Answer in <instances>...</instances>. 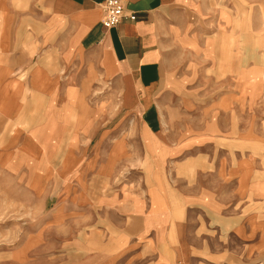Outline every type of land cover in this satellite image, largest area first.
<instances>
[{"label":"crops","instance_id":"obj_1","mask_svg":"<svg viewBox=\"0 0 264 264\" xmlns=\"http://www.w3.org/2000/svg\"><path fill=\"white\" fill-rule=\"evenodd\" d=\"M103 1L0 0V111L13 118L25 95L35 98L30 132L47 138L43 155L72 125L75 140L64 143L57 168L80 193L57 218L88 214L96 221L81 249L89 253L86 264H219L204 255L203 240L187 238L204 232L264 247L257 202L264 198V132H256L255 100L247 102L245 128L240 104L234 126L220 129L233 145L219 142L216 165L203 152L213 132L167 129L176 122L167 108L177 87L171 46L187 40L196 20L198 27L211 19L223 29L239 25L236 14L253 13L257 0H122L136 19L112 28L102 23ZM260 69L252 53L241 70L257 80L252 97L264 90ZM93 87L106 90L100 101L107 106L88 101ZM116 108L123 114L112 115ZM213 164L216 170L207 172ZM188 220H218L219 227H181Z\"/></svg>","mask_w":264,"mask_h":264},{"label":"rangeland","instance_id":"obj_2","mask_svg":"<svg viewBox=\"0 0 264 264\" xmlns=\"http://www.w3.org/2000/svg\"><path fill=\"white\" fill-rule=\"evenodd\" d=\"M242 2L248 4L246 0ZM256 2L258 9L253 13L245 9L235 13L240 19L237 20L239 25L229 22L223 29L216 19H211L210 23L198 27L200 22L196 20L195 30H189L185 35L187 40L172 45L168 51V61L173 68L171 84L177 87H171L167 107L168 115L176 122L168 123L167 129L213 132L210 136L212 144L209 143L206 150L195 151L199 157L204 153L208 155L211 163L217 161L219 142L228 147L233 145L219 134L220 129L234 126L232 117L236 105H243L245 128L250 120L245 115L247 102L255 100V111L260 117L258 123L255 121L256 132H264V90L260 87L252 97L249 87H257V80L241 75V70L251 63L252 53L253 57L257 54L260 70L264 71V0ZM257 33L258 38H255ZM261 86L264 87V82ZM101 88L93 87L88 101L107 106L105 101L104 104L100 101L106 99V90ZM241 90H244L242 94ZM25 96L13 118L0 111V264H86L89 253L81 249L89 242V236L93 234L90 227L96 226V221H91L88 214L86 218H57L58 210L69 212L71 200L77 199L80 193L79 188L70 186L69 175H59L57 168L64 143L71 138L75 140L71 132L73 127L69 125L61 139L51 140L46 155H43L41 151L45 142L47 145V138H42L40 133L33 136L30 132L37 118L32 107L35 98ZM115 111L112 115L123 114L118 108ZM18 115L22 116L19 121ZM58 141L61 144L59 151ZM202 161H199L200 166ZM214 164L207 172L216 170ZM257 202L260 218H264V198ZM218 224V220H188L181 227L192 230L195 227L207 229L211 225L210 228L217 229ZM211 233L214 234L204 232L199 237L187 238L197 244L203 240L207 249L204 255L212 261L216 259L219 264H264V247L240 243L231 235Z\"/></svg>","mask_w":264,"mask_h":264},{"label":"built area","instance_id":"obj_3","mask_svg":"<svg viewBox=\"0 0 264 264\" xmlns=\"http://www.w3.org/2000/svg\"><path fill=\"white\" fill-rule=\"evenodd\" d=\"M102 4L105 11L102 23L106 28L115 27L124 19H136V12L122 0H105Z\"/></svg>","mask_w":264,"mask_h":264}]
</instances>
